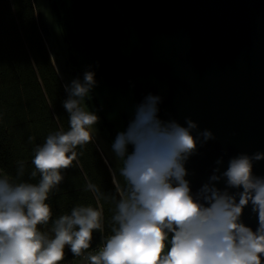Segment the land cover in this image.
I'll return each instance as SVG.
<instances>
[{"label": "clouds", "instance_id": "obj_1", "mask_svg": "<svg viewBox=\"0 0 264 264\" xmlns=\"http://www.w3.org/2000/svg\"><path fill=\"white\" fill-rule=\"evenodd\" d=\"M90 68L64 84L67 130L49 134L33 149L30 175L39 176L38 182L20 179L23 161L17 162L15 179L0 175V264H62L66 249L86 264H264V176L254 172L264 152L239 153L226 168L221 156L194 193L186 164L215 134L200 131L190 117L183 124L161 119L163 97L152 93L134 106L111 144L119 164L115 194L91 180L85 185L97 201L115 205L110 234L98 249L90 251L94 233L105 231L100 207L77 205L56 218L50 232L40 230L52 220L47 201L65 179L62 173L77 160V149L96 137L99 117L88 102L97 81ZM249 206L257 217L255 230L242 221Z\"/></svg>", "mask_w": 264, "mask_h": 264}, {"label": "water", "instance_id": "obj_2", "mask_svg": "<svg viewBox=\"0 0 264 264\" xmlns=\"http://www.w3.org/2000/svg\"><path fill=\"white\" fill-rule=\"evenodd\" d=\"M33 2L63 83L89 66L95 72L88 107L99 117L94 141L112 174L113 139L149 93L163 97L161 119L190 117L215 134L186 164L194 193L221 156L226 168L239 153L264 152V0ZM254 172L264 176V161ZM242 221L257 228L250 206Z\"/></svg>", "mask_w": 264, "mask_h": 264}, {"label": "trees", "instance_id": "obj_3", "mask_svg": "<svg viewBox=\"0 0 264 264\" xmlns=\"http://www.w3.org/2000/svg\"><path fill=\"white\" fill-rule=\"evenodd\" d=\"M64 99V83L40 30L33 0H0V175L15 179L17 162L23 161L25 173L20 179L38 182L39 176L30 175L34 168L33 149L49 134L67 130ZM30 137L35 139L30 142ZM77 153V160L62 173L65 179L59 190L50 194L47 202L52 220L40 230L50 232L52 222L70 214L77 205L100 207L105 231L94 233L93 247L110 234L109 221L115 205L103 199L97 201L84 188L91 180L102 191L115 194L113 174L95 141L78 148ZM76 258L66 249L62 264Z\"/></svg>", "mask_w": 264, "mask_h": 264}, {"label": "built area", "instance_id": "obj_4", "mask_svg": "<svg viewBox=\"0 0 264 264\" xmlns=\"http://www.w3.org/2000/svg\"><path fill=\"white\" fill-rule=\"evenodd\" d=\"M102 240L100 243H98L97 245L93 246L90 251H95L98 249V247L101 245ZM68 264H86V261H84L82 258H76L74 260H72L71 262H69Z\"/></svg>", "mask_w": 264, "mask_h": 264}]
</instances>
